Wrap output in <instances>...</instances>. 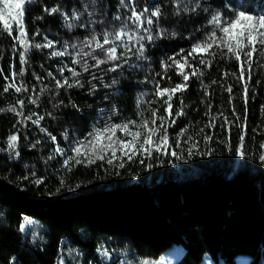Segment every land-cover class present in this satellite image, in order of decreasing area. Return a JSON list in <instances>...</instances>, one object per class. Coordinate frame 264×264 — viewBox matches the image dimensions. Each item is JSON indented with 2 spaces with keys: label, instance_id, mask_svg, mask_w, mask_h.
<instances>
[{
  "label": "trees",
  "instance_id": "trees-1",
  "mask_svg": "<svg viewBox=\"0 0 264 264\" xmlns=\"http://www.w3.org/2000/svg\"><path fill=\"white\" fill-rule=\"evenodd\" d=\"M185 2L196 10L176 15L177 0H33L23 18L27 52L15 39L17 32L9 35L0 22V264H57L61 257L64 264H120L125 256L154 261L174 244L183 247L176 264H205L206 255L216 264H264V161L259 159L264 155V58L258 53L250 81L245 74L247 105L241 98L243 83L224 76L238 71L234 60L205 55L212 62L208 67L200 65L199 58H188L203 75L190 77L187 89L171 101L176 123L167 129L166 153H138L128 159L120 151L113 158L106 150L101 160L88 144L89 133L96 129L140 123V113L149 118L151 109L164 114L162 101L153 95L155 84L182 82L171 58L181 60L206 38L214 14L222 19L237 11L264 15V0ZM129 5L137 11L160 9L158 24L151 26L153 40L127 41V49H117L119 59L98 67L91 56L77 55L81 49L92 52L84 42L93 36L99 39L125 24L132 30ZM57 6V13L45 11ZM48 41L51 48L33 47ZM140 43L143 58H138ZM95 55L104 58L99 50ZM85 62L88 71L83 70ZM69 69L79 75L72 76ZM65 79L73 86L57 87L56 81ZM9 84L22 86V91H5ZM228 85L231 94L225 90ZM181 98L185 114L176 116ZM18 100L24 101L22 109ZM209 104L211 116L206 115ZM21 111L23 115L16 114ZM39 117L43 119L34 124ZM225 117L231 123L221 127ZM209 123L215 127H206ZM185 128L177 147V135ZM242 132L243 158L236 155ZM10 135L18 136L15 149L8 148ZM206 135L212 139L205 141ZM81 143L77 156L72 149ZM209 150L210 155L203 154ZM173 151L182 158L172 156ZM85 152L94 163H88ZM25 217L32 224L21 232ZM98 249L107 251V258L102 259Z\"/></svg>",
  "mask_w": 264,
  "mask_h": 264
},
{
  "label": "snow or ice",
  "instance_id": "snow-or-ice-1",
  "mask_svg": "<svg viewBox=\"0 0 264 264\" xmlns=\"http://www.w3.org/2000/svg\"><path fill=\"white\" fill-rule=\"evenodd\" d=\"M31 2L32 0H0V22H3V31L11 35L13 31V26L15 25L19 29V35L15 37V39H18L19 43L24 45L25 52H27L29 44L27 41V33L24 30L23 18L25 15L26 4ZM121 4H124V0H121ZM129 6L131 10V15L128 17V19L132 22V30H128V26L127 24H125L118 31L112 33L105 31L99 39L96 36H93L90 40H86L84 42V47L92 48V52H84L83 49H81V52L77 53V55H83L86 57L91 56L92 59L95 60L94 66L98 67L99 65L104 64L108 61H114L119 59L120 57L117 55V49L120 46H123L127 49V41L135 39L137 42H139L144 40L145 38L149 41L153 40L154 36L151 34V26L154 23L158 24L159 18L161 16L160 9L156 8L155 10L150 11L147 7H145L142 11H137L135 6ZM195 10V7L189 8L185 0H177V6L175 11L176 15H179L180 12H190ZM45 11L48 12L49 15H51L57 13L58 11H60V9L57 6L52 7L51 9L46 8ZM64 18L65 20H67V15H65ZM153 18H156V20L154 21ZM116 19H119V16H117ZM209 23L213 26V30L206 35L205 39L194 43L191 48L187 51V54L183 56L181 60L171 58L173 60L175 68L177 69L178 74L182 78V82L176 83L168 87H161L159 81H157L155 84V91L153 95L157 98V100L162 101L161 106L163 107L164 114H158L160 111L159 108L151 109L150 119H145L143 112L140 113L141 120L139 124H137L136 121H129L128 123L115 124L111 127H106L104 129H96L93 133H89L91 139L88 141V144L91 146L92 151L97 152L96 159L103 160L105 157L100 153H104L106 150H111V156L113 158L116 157L117 151H120L123 155L127 156L128 159H132L133 156L137 155L138 153H143L148 157H151L153 151L157 153L167 152V149L170 147L167 129L168 127L176 123L175 119L172 118L173 114L171 110L173 108V104L171 103V101L176 93L183 92L187 89L190 77L194 76L199 79V77L203 75V73L200 72L198 68L194 67L192 64L189 63V57H192L193 59L199 58V64L207 65L208 67H211L212 62L211 60H205V55L210 57H216L217 55H219L222 59L234 60L238 65V71L232 73L226 72L224 73V76L231 75L235 78L237 83H243L241 98L243 99L245 105H247L249 84L245 81V74L247 73V79L248 81H250L252 78V65L254 62V54L258 53L261 58H264V15L255 16L252 14H248L244 11H237L233 12L231 17H229L228 19H222L221 14L216 13L212 16ZM67 26L71 28L73 25L69 23ZM217 30L219 32V35L217 34ZM141 31L147 33L148 35L146 37L140 35ZM158 34L163 35V30H160ZM125 37L127 38V40L125 39ZM117 41H119L120 43L117 44ZM106 45H108L109 47H105ZM52 46L53 44L51 41H48L44 45H41L39 43L33 45V47L37 49L41 47L51 48ZM72 47L75 48L76 45H73ZM96 50H99L103 54V59L95 55ZM128 51H131V49H128ZM183 51L184 50L182 49L181 52ZM137 52L139 54L138 58H143V43H140ZM65 54L66 52L51 53L52 56H64ZM20 59L21 63L23 64L25 62L23 54H21ZM73 63H79V61L74 60ZM165 67L169 66L165 65ZM186 67L191 68L192 71L190 73L186 72ZM83 70L88 71V66L86 62ZM60 71L63 72L64 69L61 68ZM69 71H71L72 76L74 77L79 75V73L76 72L74 69H69ZM20 74L23 75V70H21ZM13 76H15V73H13ZM75 83L79 84V81H76ZM212 83L216 84L217 81L213 80ZM56 85L57 87H63L64 85H67L68 87L73 86V84L68 83L67 79H65L63 83L57 80ZM11 87H15L16 92L22 91V86L16 87L15 84L7 85L4 90L7 91L8 88ZM203 87L205 88V94H207L206 90L208 86L203 85ZM225 90L229 94H231L232 86L228 85ZM164 97H167V99H164ZM31 102L35 103V101ZM229 102H231V96ZM17 103L22 109L24 106V101L18 100ZM183 103L184 101L181 98V107L175 113L176 116H182L185 114L183 110ZM11 111L16 112V108L13 107ZM16 114L23 115V112H17ZM206 115L211 116L210 104ZM220 115H223V113H221ZM233 115L236 117L237 121L240 120V117L235 113L234 108ZM27 119H31V117L29 116L27 117ZM40 119H43V117H39L37 120L33 121V123L38 124ZM215 119V117H212V120ZM157 120H159V125H157L156 123ZM169 120L171 121L170 123H168ZM246 121L247 114L245 113L244 122L246 123ZM230 123L231 121H229L228 118L225 117L224 123L221 125V127H224V125ZM130 124L134 125L137 130L132 131L129 127ZM166 124L167 127L165 126ZM206 127H215V124L209 123L208 125H206ZM241 127L243 128V125H241ZM141 129H143V132L141 131ZM41 131L45 130L41 129ZM117 131L123 132L125 137H130L131 139H114ZM186 131V128L182 129L181 132L177 135V147H179V137L183 136ZM201 131H203V129H201ZM49 135L51 136V134ZM51 139L55 141L56 138L54 136H51ZM189 139H191V137H189ZM204 139L205 141H208L211 140L212 137L206 135ZM105 140L108 141L107 144L104 143ZM17 141V135H10L7 140L8 148L15 149L17 146ZM195 146L196 145L193 144L192 147L194 148ZM83 147L84 145L81 143L80 146L74 147L72 150L77 154V156H79ZM261 147L264 148V144H262ZM56 150L58 152L62 151V149L59 148H57ZM188 153L189 156L192 155L191 148L188 149ZM16 154L18 155L19 153ZM203 154L210 155L211 150ZM84 155L88 157L87 152H85ZM171 155L177 158H182L178 156L175 151H173ZM236 155L242 158L246 155L244 151L243 132L239 136V143L236 148ZM259 159L261 161H264V155H261ZM94 162L95 159L88 157L89 164ZM107 162L111 165L113 163V160L108 159ZM76 163H82V161L76 160ZM141 163H143V160H141ZM120 166L122 167L123 164H121ZM148 167L150 168L151 165H148ZM41 182L42 181L39 180L36 181L37 184ZM31 224L32 221L29 218L25 217L23 223H21L19 226L20 231L27 232L29 229L26 226ZM98 252L101 255L102 259L107 258V251H101L98 249ZM12 259L14 260L15 258L13 257ZM57 264H64L63 257L58 259ZM143 264H149V262H143Z\"/></svg>",
  "mask_w": 264,
  "mask_h": 264
},
{
  "label": "rangeland",
  "instance_id": "rangeland-1",
  "mask_svg": "<svg viewBox=\"0 0 264 264\" xmlns=\"http://www.w3.org/2000/svg\"><path fill=\"white\" fill-rule=\"evenodd\" d=\"M133 1V0H131ZM33 2V0H32ZM31 2V3H32ZM31 3H27V5H30ZM13 31H16L17 32V36L19 35V29L14 25L13 26ZM125 39L127 40V38L125 37ZM120 42L117 41V44H119ZM167 98V97H165ZM151 116L149 118H145V119H150ZM139 124V123H137ZM130 129L132 131H136L137 128L132 125V126H129ZM141 131L143 132V129H141ZM114 139H131L130 137H125L124 133L121 132L120 135H118L116 133V136L114 137ZM105 143H108L107 140L104 141ZM122 154V153H120ZM142 156H145V154L141 153ZM123 155V154H122ZM119 155L116 154V157H118ZM183 253V247L181 244H174L166 253H164L160 258H158V260H154V261H148V260H144V261H133L131 259H129L128 257H124L120 264H143V262H149V264H176L177 260L179 259V257L182 255ZM204 263L205 264H216V262L209 256V255H206L204 257Z\"/></svg>",
  "mask_w": 264,
  "mask_h": 264
}]
</instances>
